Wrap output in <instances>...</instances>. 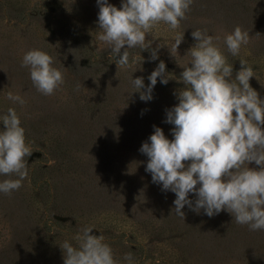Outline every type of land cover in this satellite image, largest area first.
Segmentation results:
<instances>
[{
  "label": "rangeland",
  "instance_id": "374dc122",
  "mask_svg": "<svg viewBox=\"0 0 264 264\" xmlns=\"http://www.w3.org/2000/svg\"><path fill=\"white\" fill-rule=\"evenodd\" d=\"M109 3L121 6V0ZM98 12L97 0H0V115L16 109L33 150L22 187L0 193V264H64L59 245L75 244L85 225L103 234L122 264L129 252L135 264H264V230L250 231L227 211L209 217L185 206V220L176 215L175 194L152 182L139 149L153 125L173 138L166 109L178 103L174 91L183 85L158 78L145 102L130 83L143 77L147 87L161 60L170 78L178 77L196 43L192 32L206 29L220 37L216 43L233 76L241 59L253 68L250 84L264 99V0H194L178 29L160 22L147 34L152 49L163 46L157 60L150 50L132 48L130 59L142 56L143 62L119 71L95 39ZM237 25L250 37L232 56L223 39ZM178 34L184 39L173 56ZM34 48L52 56L63 73L53 95L38 92L21 66ZM9 91L26 103L7 100Z\"/></svg>",
  "mask_w": 264,
  "mask_h": 264
},
{
  "label": "clouds",
  "instance_id": "9594fccd",
  "mask_svg": "<svg viewBox=\"0 0 264 264\" xmlns=\"http://www.w3.org/2000/svg\"><path fill=\"white\" fill-rule=\"evenodd\" d=\"M193 2L121 0L117 7L109 0H97L95 39L110 50L118 71L143 62L142 56L130 59L132 48L150 50V59L155 61L163 46L152 49L153 41L146 43L147 34L160 22L178 29ZM191 35L196 43L185 55L191 59L178 77L170 78L161 60L149 75L147 87L143 77L130 80L145 102L153 99L158 78L164 85L170 79L183 85L174 91L178 103L166 109L164 122L173 125V138L153 125V133L139 149L148 158L145 171L151 174L153 183L162 185V191L175 194L173 210L184 220L182 209L187 206L197 214L203 210L209 217L227 211L235 223L247 225L250 231L264 230V99L250 84L254 70L241 59V68L233 76V66L216 43L219 36L209 35L206 29H195ZM249 37V32L237 25L224 36L223 43L228 53L238 56ZM183 39L184 34L176 36L172 55ZM21 66L29 69L33 86L43 95H53L64 83L53 57L41 49L26 51ZM6 99L20 106L26 103L11 91ZM0 123V176L6 177L0 180V193L11 195L29 175L28 158L33 150L14 107L0 115ZM253 163L255 167H250ZM93 229L85 225L73 237L75 244L65 240L59 245L64 264H122L103 234L94 235ZM122 261L135 264L130 252Z\"/></svg>",
  "mask_w": 264,
  "mask_h": 264
}]
</instances>
